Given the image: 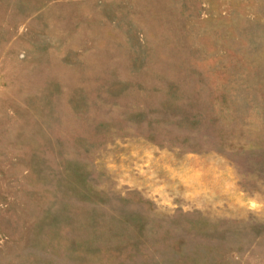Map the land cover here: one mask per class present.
<instances>
[{
  "label": "rangeland",
  "instance_id": "374dc122",
  "mask_svg": "<svg viewBox=\"0 0 264 264\" xmlns=\"http://www.w3.org/2000/svg\"><path fill=\"white\" fill-rule=\"evenodd\" d=\"M0 264H264V0H0Z\"/></svg>",
  "mask_w": 264,
  "mask_h": 264
}]
</instances>
